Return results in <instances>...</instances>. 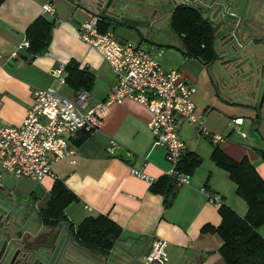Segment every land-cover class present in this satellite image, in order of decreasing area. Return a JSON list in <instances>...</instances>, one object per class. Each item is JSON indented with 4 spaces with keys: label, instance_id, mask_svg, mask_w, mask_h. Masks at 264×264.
<instances>
[{
    "label": "crops",
    "instance_id": "obj_1",
    "mask_svg": "<svg viewBox=\"0 0 264 264\" xmlns=\"http://www.w3.org/2000/svg\"><path fill=\"white\" fill-rule=\"evenodd\" d=\"M183 1L152 0L143 12L133 14L126 8L117 14L108 0H3L0 3V121L19 125L32 104L36 87L52 86L63 95L74 97L76 91L51 73L52 67L59 62H68L70 58L94 74V83L89 89L90 103L107 95L116 76L104 57L78 37L77 27L83 19L100 12L111 19L113 29L119 28L126 37L141 35L137 43H144L143 46L147 47L148 44L155 45L146 42L144 36L155 15L168 10L171 15L174 6ZM188 1L190 4L198 2ZM232 1L206 0L202 5L216 24V38L221 39L222 45L228 40H238L239 50L236 52L224 56L223 50L221 53L217 50L219 58L211 64H204L196 58L185 57L181 51L182 43L179 48L182 58L171 52L170 49L177 48L173 35L170 47L163 49L155 45L161 50L158 58L165 68H180V64L187 62L189 68L194 66L196 72L190 70L193 68L178 69L196 86L192 98L203 114L204 125L226 137L213 142L192 123H180L179 134L187 150L197 152L202 158L190 173L189 183L177 185L171 204L165 206L164 194L150 189L152 181L130 172L133 166L156 180L170 163L163 148L154 144V135L147 125L151 116L148 109L137 101L124 98L109 105L95 133L84 135L78 142L76 139L84 131L78 132V138H70L69 143L75 147L74 154L53 164L58 179L77 197L65 207L67 223L77 226L86 216L103 213L121 228L108 255L95 254L81 246L67 223L53 227L41 222L38 211L46 203L55 178L49 175L41 179L17 177L2 171L0 190L21 208L22 236L19 241L23 245L43 242L61 229L60 233L67 231L72 238L76 254L82 259L97 264H140L139 260L150 249L152 239L160 237L168 242V260L164 264H223L219 253L221 238L216 233L202 232L201 228L205 224L217 226L220 223L218 206L222 202L240 215L246 213L248 206L236 193V183L229 178L228 172L210 157L214 144L236 160L247 156L264 176L261 154L264 151V102L260 104L257 87L249 94L241 78V73L247 74L264 65V6L250 8L246 6L247 0H237L239 6L233 8ZM45 3L54 7L52 13L44 11ZM40 14L53 21L52 38L46 50L34 53L22 43L27 39L26 27ZM151 14L153 18H149ZM228 26L236 32L235 36L228 34ZM125 36L117 37L125 40ZM234 56L237 64L228 62ZM202 71L208 76L206 80L202 79ZM64 74L66 77V70ZM216 75L222 80V88L214 83ZM49 112L50 109L46 113ZM235 116H242L240 129L245 135L232 129L231 119ZM117 145L129 150V160L109 153V148ZM211 194H218L220 203L212 202L209 199ZM258 231L264 238V224Z\"/></svg>",
    "mask_w": 264,
    "mask_h": 264
},
{
    "label": "built area",
    "instance_id": "obj_2",
    "mask_svg": "<svg viewBox=\"0 0 264 264\" xmlns=\"http://www.w3.org/2000/svg\"><path fill=\"white\" fill-rule=\"evenodd\" d=\"M183 3L188 4L189 1L184 0ZM43 9L52 13L54 7L45 3ZM102 17L100 12H95L83 19L77 27V35L109 63L116 76L111 89L105 97L90 103L87 88L78 89L72 98L52 86L34 88L32 104L19 125L0 121V175L7 171L17 177L41 179L49 175L57 178L53 164L75 152L69 139H75L80 131L95 133L109 105L124 98L137 101L150 112L147 125L154 135V144L163 148L170 163L164 174L170 176L176 185L187 184L190 179V172L178 167L187 150L179 134L181 122L195 123L197 130L209 135L213 142L226 138L204 125L203 114L192 98L196 90L194 83L185 79L179 69L164 68L158 54L150 48L131 40H121L111 30H100ZM22 44L28 46V40ZM64 71V62L51 68L52 75L61 83L65 81ZM48 109L51 112L46 113ZM231 120L232 129L240 131L242 116ZM240 133L245 135L244 131ZM130 172L153 181L152 176L136 167L131 166ZM219 198L218 194L209 195L216 204L220 203ZM167 245V240L153 238L150 249L139 263L164 264L168 260Z\"/></svg>",
    "mask_w": 264,
    "mask_h": 264
},
{
    "label": "trees",
    "instance_id": "obj_3",
    "mask_svg": "<svg viewBox=\"0 0 264 264\" xmlns=\"http://www.w3.org/2000/svg\"><path fill=\"white\" fill-rule=\"evenodd\" d=\"M102 16L100 30H110L111 19L103 14ZM170 26L181 37V51L186 57L196 58L204 64H211L219 58L215 46L216 24L198 7L183 2L176 4L171 11ZM52 29V20L41 14L36 16L25 30L28 40L26 47L34 53L46 50L52 38ZM65 70V81L75 91L93 86L94 74L79 67L75 59L70 58L65 62ZM87 134L89 133L81 134L79 139L75 138L76 141ZM261 154L264 157V151ZM210 157L228 172L229 178L236 183V193L246 201L248 207L246 213L240 215L230 205L220 203V223L217 226L205 224L201 231L216 233L221 238L219 253L223 264H264V238L258 231L264 224V176L247 156L236 160L227 155L218 144H214ZM201 160L197 152L186 150L178 167L191 173ZM176 188L174 180L166 174L153 180L150 185L152 191L164 194L165 206L171 204ZM76 198L61 179L55 178L46 203L38 211L41 222L53 227L62 222L67 223L65 207ZM66 225L81 246L104 256L108 255L121 233V228L103 213L86 216L77 226L69 223Z\"/></svg>",
    "mask_w": 264,
    "mask_h": 264
},
{
    "label": "water",
    "instance_id": "obj_4",
    "mask_svg": "<svg viewBox=\"0 0 264 264\" xmlns=\"http://www.w3.org/2000/svg\"><path fill=\"white\" fill-rule=\"evenodd\" d=\"M150 1L152 0H108L107 3L113 5V9L117 14H120L126 8L133 14H138V12H143L148 7ZM199 1L204 2L205 0ZM217 1L223 2L224 0ZM230 3L233 8L239 6L237 0ZM200 5L202 8H206L202 3ZM247 5L250 8L254 5H256V8H261L264 6V0H247ZM210 6H212V2ZM115 12L114 14H116ZM207 15L209 14L207 13ZM112 16L118 17L117 15ZM149 18H153L152 14ZM123 20L126 22V17ZM227 29H230V27L228 26ZM233 59L235 58L228 59V62L234 61ZM249 74V77L242 79V81L246 84L249 94L257 87L261 104L264 102V65L255 67ZM261 82H263L262 90L260 89ZM109 153L121 156L126 160L130 159V152L123 145L110 147ZM20 215L21 208L14 203L8 194L0 190V264H70L73 261L84 262V264H97L88 259L80 258L76 254L77 249L72 244V238L67 235V231L60 233L61 229L57 233L50 234L43 242L31 244V246L23 245L19 241L22 236Z\"/></svg>",
    "mask_w": 264,
    "mask_h": 264
},
{
    "label": "rangeland",
    "instance_id": "obj_5",
    "mask_svg": "<svg viewBox=\"0 0 264 264\" xmlns=\"http://www.w3.org/2000/svg\"><path fill=\"white\" fill-rule=\"evenodd\" d=\"M116 36H125L121 30L119 28H115L113 29L112 27V24L109 28ZM234 33V36H235V31H232ZM174 36L175 40H176V45H177V48L175 50L173 49H170L171 52H173L174 54H177L178 57H181L182 58V54L180 52V46H181V40H180V37L173 31L172 27L170 26V13H169V10L166 11V12H163V11H160L158 14L155 15V17L152 19V23L150 24V26L146 29V32L144 34V36L146 37L145 41L146 42H152L153 44L155 45H159L161 47H163V49L165 48H168L167 46L170 47V43L171 42V36ZM140 36L138 34V36H135V38L131 35V36H125V40H133L132 42H137L140 40ZM137 37V38H136ZM174 40V39H173ZM165 42V43H163ZM142 43V42H141ZM144 45V43H142ZM239 42L238 40L236 41H227L225 44L223 43V45L221 44V39L220 38H216L215 39V46L217 48V50L219 51V53H221V51L223 50L225 52L224 56H227V55H230L231 53H234L236 52L237 50H239V46H238ZM141 45V46H143ZM155 45H152V44H148L147 45V48H150L151 50H153L154 52H156L157 54H159L161 50H158L159 48ZM145 47V46H143ZM146 48V47H145ZM157 51H155V50ZM164 51V50H163ZM185 56V55H184ZM186 57V56H185ZM198 66H200L199 64H197ZM180 68L181 71H183L185 68H193V69H190L191 71L193 72H196L194 71V66H191L189 68V63H183L180 64ZM211 66L210 65V70L212 71L213 69H211ZM201 76H202V79L203 80H206L207 79V74L205 71H202L201 72ZM215 80H214V83L217 84V87L218 88H222L223 87V84H222V80L216 75L215 77ZM239 87H240V84H237ZM238 87V88H239ZM240 89V88H239ZM185 122H189V121H185ZM192 123V122H190ZM196 128H197V125L195 123H192ZM231 127H233V124L231 123ZM240 131H243L242 129ZM240 131H237L236 132H240ZM248 132H251V130L247 129ZM210 138L209 135H206ZM211 144V143H210ZM241 197V196H240Z\"/></svg>",
    "mask_w": 264,
    "mask_h": 264
},
{
    "label": "flooded vegetation",
    "instance_id": "obj_6",
    "mask_svg": "<svg viewBox=\"0 0 264 264\" xmlns=\"http://www.w3.org/2000/svg\"><path fill=\"white\" fill-rule=\"evenodd\" d=\"M206 2V0L204 1V2H202V1H199L198 0V2H197V4H193L192 3V5L193 6H195V7H198L199 9H201V11L203 12V13H205L206 14V12H205V10L202 8V6L200 5V3H205ZM227 31H229V30H227ZM231 33V34H230ZM228 34H230V36L232 35V36H234V33L232 32V29H230V31L228 32ZM242 57V56H241ZM233 58H235V56L233 57ZM243 58V57H242ZM238 61V60H237ZM237 64V62H232V64ZM233 67H235V66H233ZM242 75H241V78L242 79H245V78H248L249 77V72L246 74V73H241ZM246 85V84H245ZM257 86H258V84H257ZM247 87V86H246ZM262 88H263V82H261V84H260V89L262 90Z\"/></svg>",
    "mask_w": 264,
    "mask_h": 264
}]
</instances>
